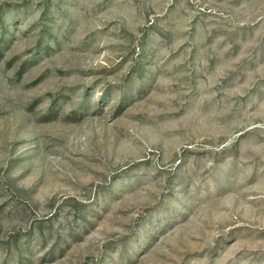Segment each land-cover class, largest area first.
I'll return each mask as SVG.
<instances>
[{"label":"rangeland","instance_id":"obj_1","mask_svg":"<svg viewBox=\"0 0 264 264\" xmlns=\"http://www.w3.org/2000/svg\"><path fill=\"white\" fill-rule=\"evenodd\" d=\"M0 264H264V0H0Z\"/></svg>","mask_w":264,"mask_h":264}]
</instances>
